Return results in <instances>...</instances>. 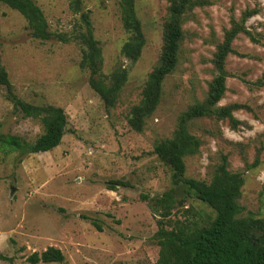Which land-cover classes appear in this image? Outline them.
<instances>
[{"label":"rangeland","instance_id":"374dc122","mask_svg":"<svg viewBox=\"0 0 264 264\" xmlns=\"http://www.w3.org/2000/svg\"><path fill=\"white\" fill-rule=\"evenodd\" d=\"M32 1L50 32L71 34L79 16L69 10L67 0ZM205 1L184 18L178 64L165 78L160 102L140 133L131 130L126 118L158 63L167 0H135L145 45L134 63L119 54L128 35L120 24L118 0H82L102 48L103 74L115 67L128 72L113 108H105L88 86V75L79 68L78 45L34 40L22 16L0 5V60L15 94L33 105L59 107L67 116L66 133L49 152L20 154L0 147V264H29L31 254L49 247L64 257L62 263L50 264L155 263L157 217L144 197L160 196L172 183L153 145L172 136L179 115L190 105L205 100L216 75L215 48L231 20L240 22L246 11H254L244 22L253 41L244 34L233 40L235 54L225 60L226 91L218 103L238 105L232 116L239 124L232 127L215 118L191 122L190 133L201 146L184 164L187 178L208 183L226 156L228 170L244 179L238 201L244 213L263 215L264 0ZM40 134L39 123L13 112L0 88V139L31 143ZM113 182L122 184L111 189ZM210 215L205 205L190 198L169 219L201 223Z\"/></svg>","mask_w":264,"mask_h":264},{"label":"trees","instance_id":"16d2710c","mask_svg":"<svg viewBox=\"0 0 264 264\" xmlns=\"http://www.w3.org/2000/svg\"><path fill=\"white\" fill-rule=\"evenodd\" d=\"M168 17L162 26V46L158 63L148 74L138 104L129 109L126 122L131 130L140 133L145 122L156 110L162 95L165 78L175 71L178 64L180 44L183 40V22L186 15L196 7L208 4L205 0H167ZM69 10L78 15L71 34L50 32L40 8L32 0H0V5L17 12L26 23L31 38L41 43L55 40L74 42L79 47V68L87 73L88 86L98 96L105 108H113L128 78V72L115 67L108 75L103 74L102 48L93 35L90 13L84 12L82 0H67ZM119 20L128 35L122 44L120 57L134 63L145 45L142 25L135 12V0H118ZM254 14L246 11L240 22L231 20L222 41L216 46L212 64L216 72L209 84L203 102H195L182 112L170 138L158 140L153 153L171 173L172 187L160 196L148 199L150 211L156 215L154 240L158 257L154 264H264V213L255 217L244 213L239 199L244 179L241 173L228 170L226 156L214 167L208 183L185 176L184 159L198 153L201 142L190 133L189 125L202 118L227 120L232 127L239 123L232 116L238 105L220 107L218 103L226 91L224 71L226 58L235 54L233 40L244 34L253 41L244 22ZM0 88L13 112L23 118L35 120L41 134L31 143L17 137H2L0 147L18 151L20 154H37L53 150L60 145L67 128V116L63 109L52 105H33L19 98L9 81L0 60ZM122 183L113 182V186ZM176 192H180L178 197ZM190 198L205 205L210 211L207 221L201 223L185 218L170 220L172 210L181 208ZM264 210V187L259 194ZM98 230L100 227L93 224ZM62 253L53 247L33 253L27 258L29 264L62 263Z\"/></svg>","mask_w":264,"mask_h":264},{"label":"water","instance_id":"95a60500","mask_svg":"<svg viewBox=\"0 0 264 264\" xmlns=\"http://www.w3.org/2000/svg\"><path fill=\"white\" fill-rule=\"evenodd\" d=\"M11 192H12V189H11Z\"/></svg>","mask_w":264,"mask_h":264}]
</instances>
